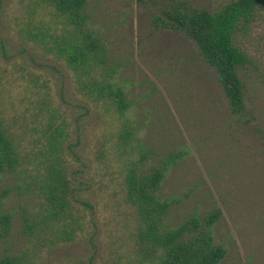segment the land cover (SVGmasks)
<instances>
[{"label":"rangeland","instance_id":"1","mask_svg":"<svg viewBox=\"0 0 264 264\" xmlns=\"http://www.w3.org/2000/svg\"><path fill=\"white\" fill-rule=\"evenodd\" d=\"M229 1L86 0L79 31L48 0H0V128L17 155L0 180L11 215L0 259L162 264L126 199L133 169L162 171L164 228L213 216L225 248L217 264H264V6L233 38L247 57L238 112L164 12ZM86 32L94 56L76 70L60 50ZM108 85L122 89L125 108L102 93Z\"/></svg>","mask_w":264,"mask_h":264},{"label":"trees","instance_id":"2","mask_svg":"<svg viewBox=\"0 0 264 264\" xmlns=\"http://www.w3.org/2000/svg\"><path fill=\"white\" fill-rule=\"evenodd\" d=\"M55 5L79 31H83V10L86 0H48ZM264 0H231L220 9L209 11L188 5H176L165 10L166 18L191 39L200 55L216 72L218 81L233 111L244 107V86L239 70L245 66L247 57L233 42L240 24L249 22ZM86 40H88L86 42ZM66 43V41L64 42ZM61 49L74 69L87 67L94 56L95 39L86 32L82 43L70 39ZM102 93L112 95L119 109L126 107L125 96L118 86L108 85ZM17 164L14 144L0 128V180L7 170ZM163 173L160 170L137 173L131 169L125 177L126 199L135 206L142 222L140 238L160 250L162 264H217L225 254V248L216 243L211 232L213 216L202 227L196 218H190L178 226L164 228L163 215L168 202L159 195ZM65 184L61 185L64 191ZM11 215L0 207V236L10 230ZM0 264H12L9 258L0 259Z\"/></svg>","mask_w":264,"mask_h":264}]
</instances>
